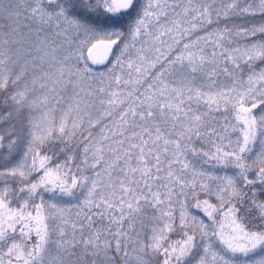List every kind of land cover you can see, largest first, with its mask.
Listing matches in <instances>:
<instances>
[{"label": "snow or ice", "instance_id": "1", "mask_svg": "<svg viewBox=\"0 0 264 264\" xmlns=\"http://www.w3.org/2000/svg\"><path fill=\"white\" fill-rule=\"evenodd\" d=\"M0 264H264V0H0Z\"/></svg>", "mask_w": 264, "mask_h": 264}]
</instances>
